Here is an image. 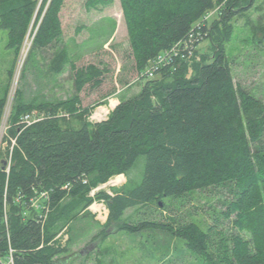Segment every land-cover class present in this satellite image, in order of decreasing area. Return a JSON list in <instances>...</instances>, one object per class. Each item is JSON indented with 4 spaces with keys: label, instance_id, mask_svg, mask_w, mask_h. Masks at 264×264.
Returning a JSON list of instances; mask_svg holds the SVG:
<instances>
[{
    "label": "trees",
    "instance_id": "16d2710c",
    "mask_svg": "<svg viewBox=\"0 0 264 264\" xmlns=\"http://www.w3.org/2000/svg\"><path fill=\"white\" fill-rule=\"evenodd\" d=\"M65 1L0 0L7 46L20 53L35 19L31 49L53 45L63 34ZM223 1L120 0L143 86L102 120H89L90 109L82 107L78 95L34 103L25 102L21 91L15 93L7 119V140L15 143L0 155V253L7 249L9 227L15 264H57L55 257L66 248L52 241L85 213L94 200L89 193L129 174L145 156L139 183L129 182L115 194L95 192L108 209L101 234L107 235L113 224L136 237L153 229L156 233L147 238L166 245L181 238L203 264H264V151L255 154V162L251 155V143L264 139V101L237 86L230 69L225 50L229 36L221 21L236 13V0H227L205 19ZM206 38L213 40L211 60L198 54ZM169 52L171 58L153 76L143 75ZM67 65L79 92L87 85L98 88L107 71L95 63L77 66L65 48L51 59L49 69L59 74ZM6 106L7 94L0 98V123ZM33 111L43 116L28 124L23 117ZM228 182L234 198L223 214L235 215L239 229L254 232L255 250L240 236L216 242L212 226L204 229L194 221L126 218L129 208L155 203L164 212L170 209L166 200H182L195 190ZM69 239L77 241L73 235Z\"/></svg>",
    "mask_w": 264,
    "mask_h": 264
},
{
    "label": "rangeland",
    "instance_id": "374dc122",
    "mask_svg": "<svg viewBox=\"0 0 264 264\" xmlns=\"http://www.w3.org/2000/svg\"><path fill=\"white\" fill-rule=\"evenodd\" d=\"M248 3L249 0H236L233 7L236 13L229 20L221 21L225 22L223 24L229 36L225 41V50L237 86L264 101V0H253L250 6ZM60 16L63 34L46 48L31 49L37 19L31 25L20 53L7 46L8 30L0 29V98L7 94V106L0 123V155L7 151L9 144L12 150L15 143L14 138H10L11 143L7 140V119L18 90L25 102L34 103L58 102L78 95L82 107L90 109L89 120L98 121L106 118L115 108L110 109V103L118 104V99L122 101L132 97L142 89L143 81L134 66L120 0H66ZM215 17L213 15L209 23ZM220 26L222 28V24ZM63 48L77 66L95 63L107 69L98 88L87 85L81 92L77 91L70 65L59 74L49 69L51 59ZM198 54L200 59L203 56L205 60H211L214 54L211 38L201 41ZM97 111L100 112L98 115ZM41 116L43 114L33 111L31 118ZM262 150L264 139L251 143L254 162L255 154ZM145 162L146 157L140 156L129 174L115 176L89 193L94 200L85 213L72 222L71 230L64 229L52 241L66 248L55 257L57 264H203L202 258L186 247L181 238L169 239L167 245L165 241L147 238L149 234L156 233L153 229L140 233L144 237H136V233L118 230V225L113 224L107 229V235L101 234L108 209L95 192L100 189L115 194L129 182L134 185L139 183L144 175ZM120 176L122 178L117 182ZM233 198L232 183L228 182L223 186L195 190L182 200H166L170 209L164 212L155 203L129 208L126 218L135 221L146 215L149 219L165 222L172 219L177 223L194 221L204 229L212 226L216 242L240 236L255 250L254 232L239 229L234 223L235 215L226 218L223 214ZM70 235L77 237L75 243H70ZM155 244L163 248L155 249Z\"/></svg>",
    "mask_w": 264,
    "mask_h": 264
},
{
    "label": "built area",
    "instance_id": "2783aa9c",
    "mask_svg": "<svg viewBox=\"0 0 264 264\" xmlns=\"http://www.w3.org/2000/svg\"><path fill=\"white\" fill-rule=\"evenodd\" d=\"M226 2L227 0H224L223 3L219 5L216 9H214L213 11H210L206 15L205 19L207 20L212 14H214L219 8H221V6L224 5ZM174 49H176V47L173 48L172 51H174L175 55H177V50L175 51ZM171 56H172L171 53L170 55L168 54L166 56H159L155 61L151 63L150 67L145 71L143 75L153 76L155 72L160 68V65H164L166 63V58L169 57L170 59ZM31 117L32 115L28 114L25 116L24 120L28 124H31L34 121L38 120V119L32 120ZM7 238H8L7 249L5 250V252L0 253V264H15V252L17 249L12 245L9 227L7 228Z\"/></svg>",
    "mask_w": 264,
    "mask_h": 264
},
{
    "label": "crops",
    "instance_id": "0c3cea01",
    "mask_svg": "<svg viewBox=\"0 0 264 264\" xmlns=\"http://www.w3.org/2000/svg\"><path fill=\"white\" fill-rule=\"evenodd\" d=\"M115 100H117V99H115ZM112 101V100H111ZM118 101V103L119 102H121L119 99L117 100ZM117 105V103L115 104V105H112L111 103H110V109H112V108H114L115 106ZM121 177V176H120ZM120 177H118L119 179H117L116 181L118 182L119 180H121V178Z\"/></svg>",
    "mask_w": 264,
    "mask_h": 264
},
{
    "label": "water",
    "instance_id": "95a60500",
    "mask_svg": "<svg viewBox=\"0 0 264 264\" xmlns=\"http://www.w3.org/2000/svg\"><path fill=\"white\" fill-rule=\"evenodd\" d=\"M2 162V168L5 169L8 165L7 161L5 159L1 160Z\"/></svg>",
    "mask_w": 264,
    "mask_h": 264
},
{
    "label": "bare ground",
    "instance_id": "6f19581e",
    "mask_svg": "<svg viewBox=\"0 0 264 264\" xmlns=\"http://www.w3.org/2000/svg\"><path fill=\"white\" fill-rule=\"evenodd\" d=\"M99 113H100V112H99V111H97V112H96V115H98ZM120 178H121V177H120Z\"/></svg>",
    "mask_w": 264,
    "mask_h": 264
}]
</instances>
